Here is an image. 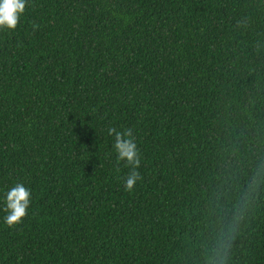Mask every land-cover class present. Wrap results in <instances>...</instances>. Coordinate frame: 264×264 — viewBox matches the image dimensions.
<instances>
[{
  "label": "trees",
  "instance_id": "trees-1",
  "mask_svg": "<svg viewBox=\"0 0 264 264\" xmlns=\"http://www.w3.org/2000/svg\"><path fill=\"white\" fill-rule=\"evenodd\" d=\"M108 127L131 129L140 179ZM0 264H264V0H26L0 30Z\"/></svg>",
  "mask_w": 264,
  "mask_h": 264
},
{
  "label": "clouds",
  "instance_id": "clouds-1",
  "mask_svg": "<svg viewBox=\"0 0 264 264\" xmlns=\"http://www.w3.org/2000/svg\"><path fill=\"white\" fill-rule=\"evenodd\" d=\"M26 0H0V30H12L17 26L19 17L23 14ZM108 136L113 137L112 150L116 160L123 161L130 171L123 179L125 191H133L135 183L140 179L136 171L140 164V155L132 136L131 129L117 130L114 127L106 129ZM31 198L30 190L23 183H15L0 196L3 204V222L9 226L19 223L26 215Z\"/></svg>",
  "mask_w": 264,
  "mask_h": 264
}]
</instances>
